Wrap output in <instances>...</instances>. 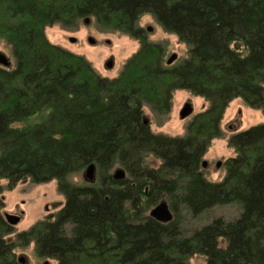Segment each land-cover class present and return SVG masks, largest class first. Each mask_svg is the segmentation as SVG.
Returning <instances> with one entry per match:
<instances>
[{
    "label": "trees",
    "instance_id": "1",
    "mask_svg": "<svg viewBox=\"0 0 264 264\" xmlns=\"http://www.w3.org/2000/svg\"><path fill=\"white\" fill-rule=\"evenodd\" d=\"M146 13L187 45L186 57L167 64L164 43L139 25ZM86 17L138 40L118 75H100L47 38L46 27L72 29ZM0 39L11 54L0 65V180L7 189L55 180L64 196L56 213L16 232L0 184V264H23L14 250L31 243L58 264H190L195 254L206 264H264V123L228 136L235 154L222 179L202 167L234 98L264 107V0H0ZM177 89L207 106L183 135L154 132L145 109L166 116ZM90 163L95 180L73 181ZM117 165L122 180L112 176ZM161 200L167 221L150 215ZM227 204L236 217L185 231Z\"/></svg>",
    "mask_w": 264,
    "mask_h": 264
},
{
    "label": "rangeland",
    "instance_id": "2",
    "mask_svg": "<svg viewBox=\"0 0 264 264\" xmlns=\"http://www.w3.org/2000/svg\"><path fill=\"white\" fill-rule=\"evenodd\" d=\"M139 25L144 29L147 26L152 27L151 31H146L147 37L151 41L164 43L167 48V58L172 53H176L177 58L187 56V45L180 42L176 35L165 32L150 14H143L139 19ZM45 33L51 42L74 53L84 55L92 63L96 71L106 77L118 75L123 63L139 47L138 40L120 32L101 28L93 20L87 24L82 22L72 29L53 25L46 27ZM90 35L96 39L94 44L87 41V37ZM69 36H74L77 40L70 42ZM106 40H109V42ZM0 52L9 57L11 55L10 50L1 39ZM110 58L113 59V65L109 68L105 66V63ZM187 101L192 104L193 112L182 119L179 116V112ZM206 106L207 101L203 97L192 94L185 89H177L173 92L171 108L166 116L154 115L147 108L145 109V116L149 119L150 127L154 132H162L173 136L183 135L188 121ZM258 123H264V107H250L240 97L234 98L229 103L221 121L223 137L214 138L204 154V159L207 161L205 170L210 179H222L224 175L223 161L235 154L233 147L228 145V136L235 130H241ZM146 161L153 166H157L159 163L158 160L152 157H147ZM116 167L118 165L114 168ZM114 168L111 172H113ZM72 180L83 182V171L72 175ZM7 183L6 179L0 180V184L5 187L3 190L5 202L3 211L21 216V220L14 226L16 232L28 228L38 220L53 215L64 203V196L58 191L55 180L33 183L29 179H23L18 181L12 189L6 188ZM238 213L239 208L234 204L215 206L198 219H189L184 228L185 231H190L192 228L210 221L213 217L221 216L225 219H232ZM14 252L17 258L21 256L24 258L23 264H58L54 258L37 257L32 243L27 247H17ZM189 263L206 264V259L201 254H195L190 257Z\"/></svg>",
    "mask_w": 264,
    "mask_h": 264
},
{
    "label": "water",
    "instance_id": "3",
    "mask_svg": "<svg viewBox=\"0 0 264 264\" xmlns=\"http://www.w3.org/2000/svg\"><path fill=\"white\" fill-rule=\"evenodd\" d=\"M83 22L85 24H87L88 22H90V18H88V17L84 18ZM147 30L151 31L152 27L151 26L147 27ZM68 39L70 42H75L77 40V38L74 36H69ZM87 41L91 44H94L96 42V39L90 35L87 37ZM106 41L109 42V40H106ZM176 58H177V54L172 53L166 60L167 64H171L172 62H174L176 60ZM10 64H11V61L8 58V56L5 55L4 53L0 52V65L4 66V67H8V66H10ZM112 65H113V59L110 58L106 61L105 66L110 68V67H112ZM192 112H193V106L189 101H187L182 106V108L180 109L179 116H180V118L183 119V118H186L189 115H191ZM148 122H149V119L147 117H145L144 123H148ZM206 165H207V161L205 159H203L202 167L205 168ZM95 171H96V166L94 163H90L89 165H87L85 167V169L83 170L84 180H86L88 182H93L95 180ZM112 176L116 180H122L126 177V171L121 166H118V167L114 168V170L112 172ZM150 215H152L153 217H155L156 219H158L160 221H167L172 217L171 212H170L169 207H168V204L165 200H161L159 203H157L150 210ZM4 216L7 220V222L13 226H15L21 220V216L14 214V213L4 212ZM18 260L21 263H24V261H25L22 256L19 257ZM45 263H47V262L45 261Z\"/></svg>",
    "mask_w": 264,
    "mask_h": 264
},
{
    "label": "flooded vegetation",
    "instance_id": "4",
    "mask_svg": "<svg viewBox=\"0 0 264 264\" xmlns=\"http://www.w3.org/2000/svg\"><path fill=\"white\" fill-rule=\"evenodd\" d=\"M147 27H149V26H147ZM147 27H146V29H145L146 31H148V30H147Z\"/></svg>",
    "mask_w": 264,
    "mask_h": 264
}]
</instances>
